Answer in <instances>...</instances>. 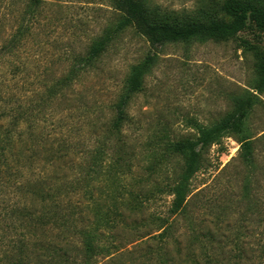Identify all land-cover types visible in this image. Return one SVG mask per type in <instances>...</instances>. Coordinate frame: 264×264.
<instances>
[{"label": "trees", "instance_id": "1", "mask_svg": "<svg viewBox=\"0 0 264 264\" xmlns=\"http://www.w3.org/2000/svg\"><path fill=\"white\" fill-rule=\"evenodd\" d=\"M23 1L16 31L3 45L13 57L9 79L2 72L7 56L0 53V194L12 189L17 195L12 205L0 208V264H97L99 256L111 252L101 243H113L114 231L128 223L126 213L143 212L145 202L161 194L173 198L170 217L185 215L192 180L210 167V150L223 148L225 138L237 140L240 162L255 170V135L248 121L259 102L255 93L264 92V55L257 58L251 86L233 99L230 112L209 126L196 123L194 138L152 139L145 154L128 140L126 128L133 122L132 101L157 65L156 54L131 66L108 118L93 124L91 145H85L82 155L76 152L80 143L52 132L47 123L76 109V104L88 108L74 103L76 87L125 31L133 28L152 47L224 42L248 23L264 34V0H222L220 11L227 19L182 22L159 19L146 0H107L119 14L116 21L92 40L85 53L73 57L68 70L52 77L49 71L32 68L17 52L32 38L29 22L42 17L46 0ZM176 159L182 161L179 168L174 167ZM142 162L146 183H151L146 194L127 186ZM159 220L164 231L158 238L171 236L173 223ZM189 222L192 243H203L209 235Z\"/></svg>", "mask_w": 264, "mask_h": 264}, {"label": "rangeland", "instance_id": "2", "mask_svg": "<svg viewBox=\"0 0 264 264\" xmlns=\"http://www.w3.org/2000/svg\"><path fill=\"white\" fill-rule=\"evenodd\" d=\"M146 1L159 19H227L220 11L222 0ZM25 5L23 0H0V53L7 56L2 67L7 79L12 77L13 57L3 45L16 31ZM118 15L107 0H46L42 17L29 22L32 38L17 52L29 59L32 68L49 71L51 77L58 75L68 70L73 57L85 53ZM152 54L158 57L157 65L132 101L133 122L126 128L128 140L142 154L152 139L194 138L196 123L209 126L230 112L233 99L255 79L257 58L264 55V34L248 23L228 41L152 47L131 28L115 39L77 85L74 103H85L88 108L76 104V109L51 118L49 129L80 143L76 152L82 155L91 145L93 124L108 118L131 66ZM255 94L259 102L248 121L255 135V170L240 162L237 140L225 138L223 148L210 150V167L192 180L185 215L170 217L173 198L167 194L145 202L143 212L126 213L128 223L114 231L113 243H101L111 252L99 256L97 264H264V92ZM173 163L176 168L182 165L181 159ZM142 166L143 162L135 168V178L129 177L127 186L146 194L151 183H146ZM14 201L17 195L12 189L0 194V208ZM159 219L173 223L171 236L158 238L164 231ZM190 220L198 232L209 235L202 238L203 243H192Z\"/></svg>", "mask_w": 264, "mask_h": 264}]
</instances>
